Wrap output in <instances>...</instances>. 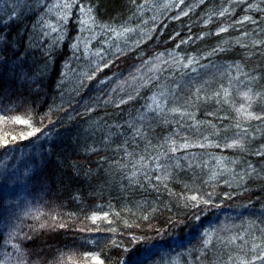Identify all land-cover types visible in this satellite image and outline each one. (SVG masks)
<instances>
[{"label": "trees", "instance_id": "1", "mask_svg": "<svg viewBox=\"0 0 264 264\" xmlns=\"http://www.w3.org/2000/svg\"><path fill=\"white\" fill-rule=\"evenodd\" d=\"M19 113L4 264H140L206 227L264 264V0H0V116Z\"/></svg>", "mask_w": 264, "mask_h": 264}, {"label": "rangeland", "instance_id": "2", "mask_svg": "<svg viewBox=\"0 0 264 264\" xmlns=\"http://www.w3.org/2000/svg\"><path fill=\"white\" fill-rule=\"evenodd\" d=\"M14 116H11L9 118L14 119ZM16 117L25 119V114L19 113ZM10 119L8 120L9 122L0 119L1 130L14 127V125L15 127H17V123L15 122V120H11L10 122ZM22 129H25L27 133L28 131H31L27 127H22ZM1 134L0 139L5 136L10 137L11 131ZM17 210L16 200L4 199L2 205L0 206V212H4L3 215L5 216V218H7V215L13 216ZM0 223L2 226H4V218L1 219ZM215 230L213 227H206L204 228L203 233L201 234V237L197 243H188L186 241L184 245L177 244L176 246H174V248L166 249L165 251H162L161 254H159L157 257L144 261L140 264H203L204 261L207 264H212L214 261H212L214 255H219L220 251H223L224 253L227 252L230 257V259L225 262L226 264H240L242 260L246 261L239 255V253L234 250L231 241L228 238L223 239L219 232ZM11 244L15 245L13 241L11 242ZM93 256H97V253L87 252L84 253L83 256H72L69 259H66L69 260L70 263H77L78 258L82 257L87 261L86 263L95 264L96 261L92 259ZM1 260L4 263L7 262V258H2Z\"/></svg>", "mask_w": 264, "mask_h": 264}, {"label": "snow or ice", "instance_id": "3", "mask_svg": "<svg viewBox=\"0 0 264 264\" xmlns=\"http://www.w3.org/2000/svg\"><path fill=\"white\" fill-rule=\"evenodd\" d=\"M65 7H67V5H65ZM89 11H90V10H89ZM13 15H15V13H13ZM220 15L223 16L224 13L221 12ZM245 19L247 20L248 17H245ZM125 31H127V29H126ZM220 31L223 32V31H225V29H224V28H221ZM185 66H187V65H185ZM225 95H227V90H225ZM242 95L244 96V98H245L246 100L249 101V105H248V107L250 108V107H251V101H252L251 89L249 90V92H245V93H243ZM159 106H160V105L157 103V104H156V107L159 108ZM149 107H151V105H149ZM236 111H237L238 113H241V114L245 115V118H246V119H253V118H255V119H261V117H256V116L254 115L253 112L248 111V109L245 108V106H244L243 104L240 106V108L236 109ZM0 119H3L4 121H8V120H9V117H8L7 115H3V116H0ZM14 119H15V122L18 123V124H23V125L31 126V121H30L29 119H22V118H20V117H15ZM39 131H40V129H39V128H36V129H34V131H29V132L27 133V136H29V137H30V136H33V135H35L36 132H39ZM24 138H26V137L21 136V139H24ZM13 139H15V137H13ZM0 143H2L3 145H7L8 140H7V139H4V140H3L2 142H0ZM237 144H238V141H233L232 144L227 145V146H228V147H234V146H237ZM174 150H175V149H173V151H174ZM158 179H159V178H158ZM191 199H192V200H196L197 197L193 196ZM107 215H108L107 213L104 214L105 217H106ZM53 219L55 220V217H53ZM91 219H92L93 222H95V221L98 219V217H96L95 215H93V216L91 217ZM40 227H44V225H40ZM60 227H64V225L61 224ZM254 247H255V245H254ZM92 259H93L94 261H96V264H103V261H101V260L99 259V257H97V256H93ZM254 259L264 260V253H262L259 257H255ZM0 264H4V262H3L2 260H0ZM21 264H23V261L21 262ZM240 264H250V262H246V261H243V260H242V261L240 262Z\"/></svg>", "mask_w": 264, "mask_h": 264}]
</instances>
